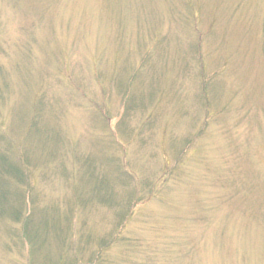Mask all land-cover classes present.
Masks as SVG:
<instances>
[{"label": "rangeland", "instance_id": "rangeland-1", "mask_svg": "<svg viewBox=\"0 0 264 264\" xmlns=\"http://www.w3.org/2000/svg\"><path fill=\"white\" fill-rule=\"evenodd\" d=\"M1 155L0 264H264V0H0Z\"/></svg>", "mask_w": 264, "mask_h": 264}, {"label": "trees", "instance_id": "trees-1", "mask_svg": "<svg viewBox=\"0 0 264 264\" xmlns=\"http://www.w3.org/2000/svg\"><path fill=\"white\" fill-rule=\"evenodd\" d=\"M161 42H162V40H158L159 44H161ZM144 62H146V60H143L141 65L138 66L139 69L144 64ZM146 66L147 65H144V68H146ZM145 81H147V80H145ZM61 155H62L61 152L58 155L47 154V158H48L49 162L59 161L60 159H63V156L60 157ZM86 158L89 159V161H90L91 157L90 158L86 157ZM87 159L86 160L84 159L85 162H87ZM0 162L2 164H4V166H6V168L13 171V173L16 174V176L19 179L24 176V171H27L26 167L25 168L21 167V169L23 170L22 171V170H20L19 166H17V165L15 166L14 164H10L5 159V157H3L2 155L0 156ZM108 163L110 164V166L112 168L111 169L113 172L112 176L106 174L105 167H104L106 164L103 163V165H102V162H98L99 169L101 171H97L96 176L93 177L95 172L92 171V173H93L92 174L90 172L91 171L90 170L88 172V176H90L91 182H90V184H87L88 183V181H87V182H85V184H82V186L90 185V187H91V184H92L91 189L88 191V193L92 196H93V190L95 192L96 189L98 188L97 193L99 191H102V195H101V199H103L102 202L108 203L109 207L110 206L111 207H116V206L121 207L122 206V210H120V212H118V214H117L118 219H119V224H120V223H124L126 221V219H128V217L130 216V213H131V210H130L131 206H132V204L134 205L135 203H134V200H128L127 203L125 204V206L120 205V203H118L113 198V196L115 195V192H116L113 189H114V184L116 182H120V181L124 182L125 181V179L123 178V173H125V175H126L127 172L129 174V171L126 168H124V165H122L117 160V158H109ZM91 164L89 166H91ZM176 164L178 165V162H176ZM174 167H176V165H174ZM7 187L8 186H5V187L0 186V220L3 222L6 221L8 223H9V221L11 223L12 222L21 223V221L25 219V218L22 219L23 216H26V220H27V217L29 216L28 211L32 207V204L34 202L31 201L32 199L25 200L24 199V193L21 191V189H19V190L13 189L10 186V188H11V190H10ZM17 190L20 192H18ZM13 192L16 194L13 195L12 194ZM99 197L100 196H97L98 199H99ZM82 201L86 202V201H91V200L88 198H85ZM26 205H27V212H22L21 207L26 206ZM32 223H33L32 220H29V221L27 220V222L22 221V224L19 226V229L21 232L20 236L25 240V242L27 243V246L31 247L30 248L31 253L34 252L33 254H35V256H37L36 254H38V252H40L42 250V248H41V245L34 246V242H32V241H34V239H35L37 242L42 243L43 242L42 237L41 238L38 237V239H37V236L40 233H46L48 227L52 225V221L47 222V219H45V218L41 219V221L38 222V224H37V225H39V224L41 225V232L40 233H37V228H36V226L32 225ZM10 229H11V226H10L9 230ZM115 235L118 236V233H114V236ZM111 239L112 238H110V241H111ZM30 242H31V244H30ZM107 244L108 243H105L103 245L101 244L100 250L102 248H105ZM98 253H99V251H98ZM96 257H98V256H96ZM36 264H52V262L48 259L47 263H44V260H41V263L39 261ZM87 264H89V263L87 262Z\"/></svg>", "mask_w": 264, "mask_h": 264}]
</instances>
